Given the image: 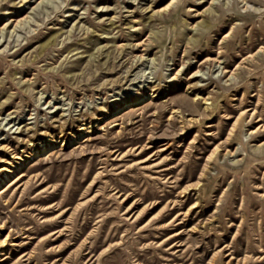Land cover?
Wrapping results in <instances>:
<instances>
[{
  "label": "rangeland",
  "instance_id": "1",
  "mask_svg": "<svg viewBox=\"0 0 264 264\" xmlns=\"http://www.w3.org/2000/svg\"><path fill=\"white\" fill-rule=\"evenodd\" d=\"M170 1L0 0V264H264V0Z\"/></svg>",
  "mask_w": 264,
  "mask_h": 264
},
{
  "label": "bare ground",
  "instance_id": "2",
  "mask_svg": "<svg viewBox=\"0 0 264 264\" xmlns=\"http://www.w3.org/2000/svg\"><path fill=\"white\" fill-rule=\"evenodd\" d=\"M172 2H173V0H171L168 4H166V5L163 7V9H164V8H167L168 6H170V5L172 4ZM229 33H230V30H229V32H227V33L223 36L224 39H226V37L229 35ZM263 50H264V45H260L257 51H263ZM252 56H254L253 53H252V54H251V53H250V54H247V56L245 57V59H246L247 57H252ZM243 59H244V58H243ZM237 67H238V65H236L234 69H236ZM224 72H227V71L224 70ZM250 111H251V112H250ZM241 113H245L246 116H248L249 119H252V118H254L256 111H255V109H251V108H249V109H246L245 111H244V110L241 111V112L239 113V115H240ZM225 118H229V117H226V116H225ZM236 119H237V118H236ZM236 119H235V121H236ZM260 120H261L260 118H257V119L255 120V122H258V121H260ZM235 121L233 122V124H232L231 127L229 128L225 140L222 141L221 143L228 144L229 137H230V136L232 135V133H233V129H234V125H235ZM208 126H211V125H208ZM257 128H258V127H257ZM257 128H256V129H257ZM260 129H262V130L264 129V124L259 125V130H260ZM257 130H258V129H257ZM251 132L254 133L255 130H253V131L251 130ZM222 145H223V144H222ZM217 149H218V146L215 145L214 148H213V150L207 155V157H206L207 164L211 162L212 155L216 152ZM160 150H162V149H160ZM229 153H230V152H229L228 150H226L225 154H229ZM207 164L204 165V168H203L202 171L200 172V175H203V174H204V170H205V168L207 167ZM258 188H260V187H258Z\"/></svg>",
  "mask_w": 264,
  "mask_h": 264
}]
</instances>
